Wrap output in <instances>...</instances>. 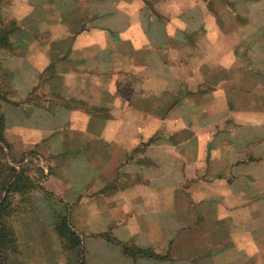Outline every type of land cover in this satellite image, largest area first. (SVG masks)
Listing matches in <instances>:
<instances>
[{"label":"crops","instance_id":"obj_1","mask_svg":"<svg viewBox=\"0 0 264 264\" xmlns=\"http://www.w3.org/2000/svg\"><path fill=\"white\" fill-rule=\"evenodd\" d=\"M9 11L4 137L45 161L88 264H264V0Z\"/></svg>","mask_w":264,"mask_h":264},{"label":"rangeland","instance_id":"obj_2","mask_svg":"<svg viewBox=\"0 0 264 264\" xmlns=\"http://www.w3.org/2000/svg\"><path fill=\"white\" fill-rule=\"evenodd\" d=\"M54 1L60 2V0ZM10 3L11 0H0V25H6L10 20ZM64 5L68 7V3ZM12 34H21L17 25ZM12 44L11 42L7 50L14 49ZM2 51L0 50L1 63ZM8 75L7 69L1 68L0 85L4 91H8ZM3 103L6 102H1L0 111ZM5 152H7V162L16 167L23 164L25 173L37 185L32 191L23 195L18 193L13 195L8 222L15 233L17 251L9 256L11 257L10 264H78L79 257L76 254V248L72 249L70 243L61 239L55 230L57 215L65 214L66 206L59 201V197L52 193V196L48 195L40 189L43 187L45 172L42 167L46 166L45 161L30 153L25 156L24 154L17 155L10 148ZM79 234L82 238L83 264H88L87 249L83 244L87 235L82 232Z\"/></svg>","mask_w":264,"mask_h":264},{"label":"trees","instance_id":"obj_3","mask_svg":"<svg viewBox=\"0 0 264 264\" xmlns=\"http://www.w3.org/2000/svg\"><path fill=\"white\" fill-rule=\"evenodd\" d=\"M16 22L9 20L6 25H0V50H6L10 47V35L15 30ZM0 62V70H1ZM8 91H4L0 85V106L1 102H8ZM31 97L27 100H32ZM10 145L4 137V116L0 111V264H10L12 254L17 251L16 238L13 228L9 225L8 216L12 210L13 195L18 193L20 195L32 191L37 185L32 182V179L25 173L24 165L20 164L17 167L10 165L7 160V152ZM45 175H43L44 178ZM40 187V186H39ZM46 194L51 195L50 192L40 187ZM106 191V189H105ZM59 201L63 202L61 199ZM66 206L65 214L57 215L55 230L59 237L70 243V247L76 248L78 264H83L82 254V238L80 234L73 228L69 220V205L63 202ZM10 210V211H9ZM109 241H114L120 244L123 252L133 258L137 257H152V258H167L168 252L164 255L156 253L151 248H139L134 245L126 244L110 238L107 234H100Z\"/></svg>","mask_w":264,"mask_h":264}]
</instances>
